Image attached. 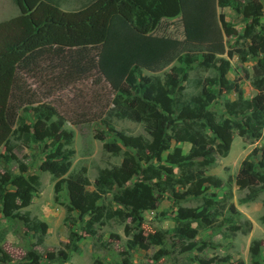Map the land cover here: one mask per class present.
I'll use <instances>...</instances> for the list:
<instances>
[{"label": "rangeland", "instance_id": "obj_1", "mask_svg": "<svg viewBox=\"0 0 264 264\" xmlns=\"http://www.w3.org/2000/svg\"><path fill=\"white\" fill-rule=\"evenodd\" d=\"M47 1L64 9L77 10L95 0ZM178 2L179 16L160 19L156 27L146 34L137 33L119 15L110 18L100 54L105 85L101 89L92 88V93L98 90L103 95L108 89L116 93L128 69L139 65L142 75L157 77L160 81L172 68L185 67L188 77L181 85L185 87L183 92L198 95L200 85L197 86L195 82L212 79L218 73L219 60L223 59L229 64L226 79L240 86L243 98L249 99L256 94L251 85L253 67L264 56L244 34L246 29L251 28V34L255 32L264 37V0L255 1L260 4L261 11L258 24L254 26L253 20L242 13L246 0H235L232 7L222 9L217 6L218 0ZM13 3V0H0V23L18 16V8ZM220 13L232 25L235 31L232 36L224 33L218 19ZM13 29H9L10 34L15 33ZM229 51L232 52L230 57ZM208 54L216 58L213 63L215 69L203 64ZM37 79L23 74L18 77L28 92L33 91L32 85ZM89 85L90 80L85 79L77 86L57 91L46 98L37 92L35 98L38 103L30 106L22 103L13 119L10 131L0 146V177L19 175L21 169L25 170L22 173L24 177H39V186L33 190L30 205L19 209L18 213L22 216L28 212L31 218L36 217L44 222L47 231L39 242L38 233L26 229L18 218L10 219L2 214L0 197V264H21L32 250L41 257V264H237V260H242L243 264H253L250 248L255 241L259 243L261 253L258 263L264 264V222L261 221L264 215V191L252 201L244 203L242 201L250 189L238 185V180L246 179L249 187L257 186L251 175L241 171V165L253 149H258V153L251 161L256 163L264 158V126L257 141L240 137L236 130L228 132L222 128V121L231 118L225 113L223 105L225 100L236 99L233 92L222 91L209 107L218 124L213 165L206 168L201 180L184 186L176 182L179 167L166 159L176 149L181 155H187L190 144L171 141L169 149L161 154L159 160L150 158L148 152L137 154L135 148L123 145L116 138V133L141 137L150 142L144 124L106 114L112 106L108 107L103 117L90 123L80 126H73L68 121L63 123L58 130L73 133L70 145L64 146L74 151L67 175L83 172L90 184L88 190L94 189L93 183L101 170L120 166L124 159L142 169L152 166L159 173V177L147 181L141 175H136L126 183V186L133 187L142 181L151 186L154 197H159L156 209L141 213L142 221L132 222L130 218L120 220L116 216L118 205L112 200V194L117 191L115 189L99 201L108 211L93 225L94 234H87L84 225L89 217L85 216L81 221L72 208L68 212V206L72 204L66 188L55 192L54 178L49 173L39 171L40 164L56 148L53 138L48 137L43 128L51 127L58 117L52 116L46 121L42 119L39 126L35 123L37 108L55 109L62 115L68 105L73 109L91 106L87 102L94 101L91 92L85 93ZM29 100L34 102V98ZM226 139L229 140L228 147ZM112 142L119 147L117 153L109 150ZM160 180L167 184L161 185L157 196L155 184ZM215 180L221 183L218 187L209 184ZM5 189L15 190L12 186ZM207 199L216 208V221L206 229H197L194 239L182 245L172 237L180 209L201 212L202 204ZM230 205H233L237 215L230 210ZM234 221H248L249 231L245 232L246 227ZM191 226L196 225L193 223ZM73 234L77 241L71 245L69 238ZM148 235H159V242L141 248L142 238ZM187 247L184 251L183 248Z\"/></svg>", "mask_w": 264, "mask_h": 264}, {"label": "trees", "instance_id": "obj_2", "mask_svg": "<svg viewBox=\"0 0 264 264\" xmlns=\"http://www.w3.org/2000/svg\"><path fill=\"white\" fill-rule=\"evenodd\" d=\"M13 1L23 14L13 23L18 29L20 37L21 35L25 37L13 42L0 53V146L9 133L21 104L30 106L33 103H38L35 98L37 93L26 91L22 83L18 81L21 70L32 72L33 77L38 78V73H41L43 78L51 79V82L41 81L39 83L40 86L47 89L46 92L41 93L44 98L52 91L64 90L70 85L75 86L78 82H84L85 79L90 80L89 87H86L89 89L85 93L91 92L94 101H87L91 106L73 109L68 105L63 109L62 115L55 109L36 107L38 118L35 123L36 126H39L42 125V119L46 121L52 116L58 117L51 127L43 128L46 135L53 138L56 148L40 164L39 171L49 173L54 178L55 192L66 188L68 199L72 204V206H68V212L72 208L79 214L81 221L85 216L89 217L84 225L87 234H94L93 225L98 223L108 211L99 204V201L104 195L115 189L117 191L112 194V200L118 205V209L115 211L116 216L120 220L130 218L132 222L142 221L141 213L156 209L159 197H154L151 186L142 181L135 183L133 187L126 186V183L136 175H141L143 180L147 181L159 177V173L152 166L142 169L130 165L124 159L120 166L101 170L93 183L94 189L88 190L90 184L83 172L67 175L74 151L64 148V146L70 145L73 133L58 130L66 121L73 126L90 123L103 117L108 107L112 106V109L106 114L118 119L144 124L145 131L151 138L150 142L144 141L141 137H126L122 133H116V138L123 145L135 148L137 154L148 152L150 158L159 160L161 154L169 149L171 141L190 144L187 155H181L179 149H176L166 159L169 163L179 167L180 173L176 182L182 186L201 180L206 168L212 166L215 161L213 146L218 124L215 114L209 107L221 93L233 92L236 94L235 100H225L224 102V111L231 118L222 121V128L228 132L236 130L238 135L245 139L257 141L261 137L264 126V57L258 60L253 67L251 85L256 94L249 99L243 98L238 84L231 83L226 79L225 75L228 72L229 64L223 59L219 60L220 65L216 71L218 73H215L212 79L206 78L202 82H195L197 86L200 85L198 95L183 92L185 87L181 85L187 81L188 77L185 67L172 68L164 80L160 81L157 77L142 75L139 65L128 69L129 71L125 74L126 77L124 76L116 93L111 89L105 90L103 95L98 90L92 93V88L101 89L105 85V80L97 68L96 58L105 38L109 18L119 15L137 33L146 34L156 27L160 19L179 16L178 0H95L85 6L83 10L71 14H62L55 8L41 3L32 15L27 13L36 6L38 0ZM234 1L218 0L217 6L221 9L232 7ZM246 1L247 3L242 9L243 16L251 18L253 26L257 25L261 6L255 3L256 0ZM218 19L224 33L232 36L235 31L232 25L225 21L222 13L218 15ZM99 20L101 22L98 26ZM74 26H76L75 29H73ZM252 30L251 28L246 29L244 37L248 38L250 43L264 56V37L255 32L251 34ZM78 34H84V38L78 40L76 38ZM68 36L77 39V44L80 42L85 45L89 44L91 47L86 48L84 53L79 51L78 55L70 56L71 59L60 60L57 65L56 63L47 64L46 59L51 57L46 54L48 49L45 45L50 41L51 44L70 46L74 43L69 41ZM60 49L61 47H58L57 52ZM231 55L232 52L229 51L228 56ZM215 61L214 55L208 54L203 64L205 67L215 69V65H213ZM30 98H34V102L29 100ZM99 140L103 141L104 139L99 138ZM225 142L228 147L229 140L226 139ZM109 150L117 153L119 147L112 142ZM257 153L258 149H253L241 165V171L246 175H251L257 182V186L249 187L246 179L238 180L240 187L250 189L247 197L242 201L244 203L252 201L264 191V158L256 163L251 161L257 156ZM21 172L24 173L25 170L21 169ZM22 173L0 177L1 212L10 219L18 218L26 229L40 235L39 242H41V236L46 233L47 225L36 217L31 218L28 212L22 216L18 213L19 209L27 208L30 205L33 190L39 186V177L37 175L24 177ZM65 175L67 176L65 177ZM163 184L167 183L160 180L155 184L157 196H159ZM209 184L218 187L221 183L219 180H215ZM7 186H12L15 190L7 191L5 189ZM229 208L237 215L233 205H230ZM216 218V208L209 199L202 204L201 212L180 209L176 225L172 229V237L183 245L194 239L197 229H206L216 221ZM261 221L264 222V215ZM234 222L245 226V232L249 231L250 223L248 221ZM193 223H195V227L191 226ZM75 237L74 234L70 235L71 245L77 241L74 240ZM158 237L159 235H148L146 238H142L140 247L146 248L148 245L159 242ZM188 247L183 250L186 251ZM250 255L253 264H259L261 253L257 241L252 244ZM40 259L38 253L32 250L27 253L21 264H41ZM237 264H243V261L237 260Z\"/></svg>", "mask_w": 264, "mask_h": 264}, {"label": "crops", "instance_id": "obj_3", "mask_svg": "<svg viewBox=\"0 0 264 264\" xmlns=\"http://www.w3.org/2000/svg\"><path fill=\"white\" fill-rule=\"evenodd\" d=\"M41 3H44V4H46V5L50 6V7L55 8L56 10H58L62 14L76 13V12H79V11L83 10L84 7H85L84 6L81 9H80V7H78L77 10H69V9L62 8L61 6H55L50 1H47V0H38V3L36 4V6L35 7H32L27 14H30V15L34 14V12H36V10H37L38 5L41 4ZM13 4L18 8V11H19L17 13L18 16L15 17V18H13V19H11V20H9V21L0 23V51H5L7 49V47H9L13 42L15 43L19 39L22 40L25 37V36L22 37V35L20 37L19 31H18L17 27L15 26V24L13 23V21L16 18H19V17L23 16V14L21 13L19 7L15 3H13ZM109 20H110V18H109ZM55 26H58V25H55ZM75 27L76 26H74L73 29H75ZM107 27H108V25L106 26V32H107ZM10 28H14L13 31H15V33L10 34L9 33V29ZM76 30H77V28H76ZM83 31H84V29H83ZM105 37H106V33H105ZM76 38L78 40H80L81 38L83 39L84 38V34H81V35L78 34V36ZM77 39H74L72 37L71 38L69 37V41L74 43V44H72L70 46L69 45L61 46V45H58V44H51L50 41H49L48 44L45 45L46 49H48L46 54L51 57V58L48 57V59H46L47 60V64H52L53 65V63H56V65H57V63H59L60 60H62V59H69L70 56L71 57H74L75 55H78V52L79 51H82L84 53V50L86 48L91 47V45H89V44L85 45V44H81L80 42H78V44H77ZM104 40H105V38H104ZM104 40L101 43V46H100V49H99V52H98V56L96 58L97 68H98V70H99V72H100L101 75H102V72H101V67H100V54H101L102 49H103V46H104ZM58 47H61V49H60L59 52H57V50H56ZM20 73L23 74V76H29L32 79L36 80V77H33L31 75L32 72H28L27 70H21ZM102 77H103V75H102ZM38 78L39 79H37V81H35V84L32 85L33 88H34V89H32L33 90L32 92H34V93L35 92L36 93L37 92H41V93L42 92H46V90H47L46 87L40 86L39 83L41 81L51 82V79L43 78L41 76V73H38ZM77 85L78 84H76L75 86H77ZM50 86H51V84H50ZM29 87L30 86H28V88ZM72 87H74V86L73 85H70L69 88H72ZM54 92L55 91H52L51 93L53 94ZM51 93H50V95L48 94L47 97H50L52 95ZM42 97H43V95H42Z\"/></svg>", "mask_w": 264, "mask_h": 264}]
</instances>
